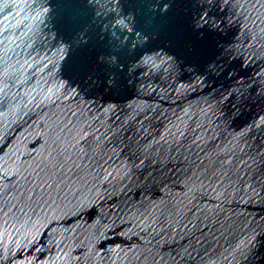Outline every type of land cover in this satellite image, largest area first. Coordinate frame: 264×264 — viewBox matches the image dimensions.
Here are the masks:
<instances>
[{
  "label": "water",
  "instance_id": "water-1",
  "mask_svg": "<svg viewBox=\"0 0 264 264\" xmlns=\"http://www.w3.org/2000/svg\"><path fill=\"white\" fill-rule=\"evenodd\" d=\"M0 264H264V0H0Z\"/></svg>",
  "mask_w": 264,
  "mask_h": 264
}]
</instances>
